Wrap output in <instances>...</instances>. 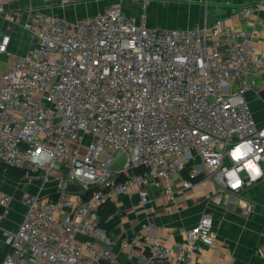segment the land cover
<instances>
[{
  "label": "built area",
  "instance_id": "built-area-1",
  "mask_svg": "<svg viewBox=\"0 0 264 264\" xmlns=\"http://www.w3.org/2000/svg\"><path fill=\"white\" fill-rule=\"evenodd\" d=\"M106 1L71 20L50 3L7 10L0 0V21L30 39L4 70L12 38L0 34V167L40 180L38 193L21 199L15 226L5 225L12 197H0V264H117L98 227L100 209L117 195L137 189L145 202L153 186L172 198L173 180L184 189L211 181L230 203L264 177V123L247 98H260L258 31L233 30L223 19L180 29L150 25L149 0H137L136 14L127 13L132 0ZM244 143L252 152L233 159ZM118 156L123 165L111 168ZM249 161L261 173L256 179ZM234 170L237 187L228 176ZM51 183L52 193L42 196ZM254 207L246 201L241 214L251 216ZM141 230L123 241L139 264H203L191 257L216 236L209 214L173 248L152 223ZM256 253L264 259V242Z\"/></svg>",
  "mask_w": 264,
  "mask_h": 264
},
{
  "label": "crops",
  "instance_id": "crops-1",
  "mask_svg": "<svg viewBox=\"0 0 264 264\" xmlns=\"http://www.w3.org/2000/svg\"><path fill=\"white\" fill-rule=\"evenodd\" d=\"M260 2L261 0H206V3L202 0H149L147 19L150 25L178 29L202 27L217 19H223L233 30L256 29L257 51H261L264 49V3ZM30 3H50L52 11L58 15L64 16L66 12L68 15L65 17L68 19H83L77 18L78 14H81V10L76 8L77 5L72 6L74 12H70L69 8L59 7L58 0H5L4 7L10 10L15 6L26 7ZM130 4L132 9L127 10V13L136 14L138 1L132 0ZM161 4L168 6L163 7V14L157 13L159 24H154L149 9ZM243 8L251 9L247 17L240 15ZM257 82V91L263 90L264 73L257 78ZM247 98L249 106H253L251 111L256 121L264 123V102L256 97L254 92L248 93ZM39 185V177L25 180L23 177L16 178L0 172V197L11 196L12 209L20 207V212L23 211L21 199L25 197L24 194L28 191L29 194H37ZM52 186V183L47 184L40 194L45 197L52 193ZM173 186L172 198L162 195L153 186L146 188L145 202L141 201L137 189L121 193L114 198L113 205L118 220L106 235L105 245L112 252L117 264H139L137 251L123 246V241L134 232L144 233V230H141L142 224L152 223L155 226V235L165 246L173 248L176 244H185V231L195 226L203 214L211 216L212 229L216 236L210 247L199 244L191 257L192 262L264 264V259L256 253V248L264 242V180L238 195V201L230 203L223 196L219 199L215 195L216 186L211 181H199L192 188L184 189L182 184L173 180ZM250 200L255 203L254 212L245 217L241 214V208ZM11 219L15 221V225L20 220V215Z\"/></svg>",
  "mask_w": 264,
  "mask_h": 264
},
{
  "label": "rangeland",
  "instance_id": "rangeland-1",
  "mask_svg": "<svg viewBox=\"0 0 264 264\" xmlns=\"http://www.w3.org/2000/svg\"><path fill=\"white\" fill-rule=\"evenodd\" d=\"M68 5L66 6V9L69 8L70 12H74L72 6L77 5L76 8L77 10H81V14H78L77 18H85L87 16V12L86 11H95L97 8H101L103 6H105L108 1L106 0H69L68 1ZM164 6H168L167 4H161L155 7L151 6V8L149 9V11L151 12V17L152 20H154V24H159V19L157 18V13L162 12L163 14V7ZM92 13V12H91ZM160 14V13H159ZM67 16L68 14L65 12L64 16ZM2 33H9L11 35L12 38V43H11V47H10V55L8 56V59L6 60V66L4 67V70L7 69L9 63H10V59H11V55L13 53H17V52H22L24 49L28 48L30 46V39L25 35L20 33L14 26H12V24H10L9 22L5 21V20H1L0 21V34ZM5 59H2V61ZM3 73V71L0 69V74ZM250 109L253 106H249ZM258 108V107H257ZM264 109V107L262 108ZM117 154V153H116ZM115 154V156H116ZM124 163V157L123 156H118L115 163L111 166V168H115V167H119L122 166ZM264 180V177L263 179ZM261 180V181H262ZM259 181V182H261ZM28 184H30V182H27ZM43 191H40V193ZM29 195V191L27 193L24 194V196ZM20 207H15L14 209L11 208V213L8 215V217L6 218V223L5 225H11V226H15L13 224V219H11V217H17V216H21L22 211L20 212ZM20 213V214H19ZM4 251V245L3 242L0 239V255L3 253Z\"/></svg>",
  "mask_w": 264,
  "mask_h": 264
},
{
  "label": "trees",
  "instance_id": "trees-1",
  "mask_svg": "<svg viewBox=\"0 0 264 264\" xmlns=\"http://www.w3.org/2000/svg\"><path fill=\"white\" fill-rule=\"evenodd\" d=\"M0 172L4 174H9L16 178L23 177L24 171L15 168H8V167H0ZM116 210L112 202H108L102 206L99 211V220H98V227L102 229L105 235H108L111 228L116 224L117 218ZM4 252L0 255V261L3 257Z\"/></svg>",
  "mask_w": 264,
  "mask_h": 264
},
{
  "label": "clouds",
  "instance_id": "clouds-1",
  "mask_svg": "<svg viewBox=\"0 0 264 264\" xmlns=\"http://www.w3.org/2000/svg\"><path fill=\"white\" fill-rule=\"evenodd\" d=\"M252 148L250 147V143H244L237 146L234 151L231 153L233 159L239 161L242 157L247 156L249 153L252 152ZM259 159V157H257ZM245 167L251 172L252 179H256L261 173L257 166L249 161ZM229 178L233 181L231 184L232 187H237L240 185L241 181L236 178V171H231L228 173Z\"/></svg>",
  "mask_w": 264,
  "mask_h": 264
},
{
  "label": "water",
  "instance_id": "water-1",
  "mask_svg": "<svg viewBox=\"0 0 264 264\" xmlns=\"http://www.w3.org/2000/svg\"><path fill=\"white\" fill-rule=\"evenodd\" d=\"M259 96H260V98H261V99L263 100V102H264V89L261 90V91H259ZM67 190H68L69 192H75V191H77V187L74 186V185H70L69 187H67Z\"/></svg>",
  "mask_w": 264,
  "mask_h": 264
}]
</instances>
